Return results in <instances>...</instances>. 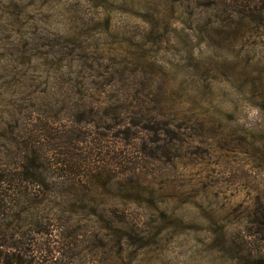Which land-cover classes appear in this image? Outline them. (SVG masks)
Returning <instances> with one entry per match:
<instances>
[{"label":"rangeland","instance_id":"1","mask_svg":"<svg viewBox=\"0 0 264 264\" xmlns=\"http://www.w3.org/2000/svg\"><path fill=\"white\" fill-rule=\"evenodd\" d=\"M31 264H264V0H0V236Z\"/></svg>","mask_w":264,"mask_h":264},{"label":"trees","instance_id":"2","mask_svg":"<svg viewBox=\"0 0 264 264\" xmlns=\"http://www.w3.org/2000/svg\"><path fill=\"white\" fill-rule=\"evenodd\" d=\"M0 236V264H31V260L27 259L30 255L24 251H15L16 248L11 240L7 239V235Z\"/></svg>","mask_w":264,"mask_h":264}]
</instances>
